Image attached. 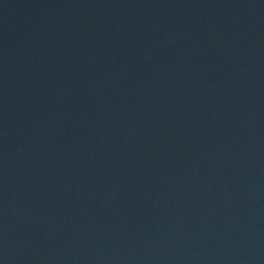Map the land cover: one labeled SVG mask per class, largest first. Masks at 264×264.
Returning a JSON list of instances; mask_svg holds the SVG:
<instances>
[{"label":"water","instance_id":"water-1","mask_svg":"<svg viewBox=\"0 0 264 264\" xmlns=\"http://www.w3.org/2000/svg\"><path fill=\"white\" fill-rule=\"evenodd\" d=\"M0 264H264V141L0 152Z\"/></svg>","mask_w":264,"mask_h":264}]
</instances>
